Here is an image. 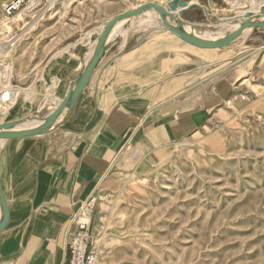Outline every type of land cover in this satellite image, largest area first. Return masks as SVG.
Returning <instances> with one entry per match:
<instances>
[{
  "label": "rangeland",
  "instance_id": "obj_1",
  "mask_svg": "<svg viewBox=\"0 0 264 264\" xmlns=\"http://www.w3.org/2000/svg\"><path fill=\"white\" fill-rule=\"evenodd\" d=\"M4 1L0 20L5 18ZM162 1L38 0L36 11L20 10L7 19L11 27L0 22V42L8 41L0 47L14 43L0 60L11 64L10 81L25 87L14 104L0 111V122L25 115V93L34 96L36 105L41 102L50 81L43 68L58 50L87 42L116 11ZM210 4L208 14L213 17L197 32L226 35L243 21L224 0ZM226 18L230 21L221 20ZM152 20L147 26L142 19L144 29L164 27ZM88 31L87 38L79 40ZM155 34L150 43L176 41L144 45V53L150 60L159 58L167 75L186 72L192 85L210 81L221 88L228 85L235 89L233 94L243 88L249 98L237 109L227 100L213 105L204 123L151 167L119 165L102 179L91 212L82 213V218L89 213L93 218L90 233L98 264H264V28H252L231 45L209 50L178 45V38L169 33ZM256 48L258 53L243 68L242 58ZM25 77L28 80L21 83ZM245 77L249 82L239 87ZM50 93L56 96L52 88ZM29 118L19 119L18 125Z\"/></svg>",
  "mask_w": 264,
  "mask_h": 264
},
{
  "label": "crops",
  "instance_id": "obj_2",
  "mask_svg": "<svg viewBox=\"0 0 264 264\" xmlns=\"http://www.w3.org/2000/svg\"><path fill=\"white\" fill-rule=\"evenodd\" d=\"M187 1L193 5L183 18L203 20L208 13L196 4L209 10L210 0ZM224 1L236 8L237 18L240 10L250 6L249 0ZM245 2L248 7L243 8ZM134 7L114 12L102 24ZM144 15L125 19L109 34L74 106L64 108L46 132L0 139V187L9 209L8 223L0 232V264H68L67 238L77 229L71 220L82 206L92 209L102 179L119 165L151 167L176 141L201 126L213 105L227 100L237 109L245 104L228 85L221 88L205 80L192 85L186 72L167 75L159 58L150 60L144 53V45L175 44V39L150 43L154 32L176 36L165 27L144 29L140 19ZM155 18L160 23L158 15ZM98 34L58 50L43 68L49 71L50 81L41 102L36 105L34 96L25 93L21 109L25 115L7 121L30 117L23 126H15L30 129L53 111L90 60ZM177 44L187 46L179 38ZM258 50L244 56L240 65L245 68ZM51 88L57 101L51 98ZM86 218L91 229V214Z\"/></svg>",
  "mask_w": 264,
  "mask_h": 264
},
{
  "label": "water",
  "instance_id": "obj_3",
  "mask_svg": "<svg viewBox=\"0 0 264 264\" xmlns=\"http://www.w3.org/2000/svg\"><path fill=\"white\" fill-rule=\"evenodd\" d=\"M192 5L193 4L189 3L187 0H168L163 5L156 2H145L137 7L121 11L112 16L103 24L102 29L98 34L90 60L86 63L83 70L76 77L72 85H70L65 96L59 101L55 109L44 117L40 118L42 123L30 129L15 128V126H17L22 121L19 119L0 123V139L19 138L44 133L52 126L54 120L64 108L71 110L79 94L88 84L95 66L102 57L105 43L112 28L117 22L123 19H127L153 9L156 11L160 21L166 29L177 35L183 41L207 49L219 48L229 45L238 36H240L247 27L264 28V21L256 20L254 13L248 11L245 13V19L240 23L239 27L230 33L216 40L202 39L188 33L183 27L184 22H186L183 18V14L189 10ZM258 14L264 16V8L260 9ZM27 80L28 77H25L21 80V83H25ZM8 217V202L0 187V232L6 227L8 223Z\"/></svg>",
  "mask_w": 264,
  "mask_h": 264
},
{
  "label": "built area",
  "instance_id": "obj_4",
  "mask_svg": "<svg viewBox=\"0 0 264 264\" xmlns=\"http://www.w3.org/2000/svg\"><path fill=\"white\" fill-rule=\"evenodd\" d=\"M189 3H192L188 1ZM201 9L209 12L205 5H200ZM39 7L38 0H5L3 4H1L2 13L6 16H13L18 11L23 10L26 13H32L36 11ZM264 7V5L262 6ZM42 8L38 9L41 10ZM208 15V16H207ZM204 16V19L201 21L198 20H185L184 24L192 23L196 27L206 24V22L212 18V14H207ZM249 82V78L245 77L242 79L238 86L246 87ZM235 98H239L243 101H247L249 95L247 92L242 93L239 91ZM8 93L0 92V100L8 101ZM87 206H82L81 209L76 213V215L72 218L71 222L75 223L77 226L76 231L69 234L66 242V249L69 254V262L68 264H98V254L93 245L92 236L90 233V227L88 221H85V218H81L82 213L85 212Z\"/></svg>",
  "mask_w": 264,
  "mask_h": 264
},
{
  "label": "bare ground",
  "instance_id": "obj_5",
  "mask_svg": "<svg viewBox=\"0 0 264 264\" xmlns=\"http://www.w3.org/2000/svg\"><path fill=\"white\" fill-rule=\"evenodd\" d=\"M238 1L239 0H230V2H232L233 4H236V3H238ZM249 2H250V6H249V8H247V10L246 9H242V10H240L239 11V14H238V17H239V19H241V20H244L245 18H244V15H245V13L246 12H248V11H250V12H253L254 13V16H255V19H258L259 21H264V16H262V15H259L258 14V12L260 11V9H262V6L264 5V0H249ZM145 3V2H144ZM142 4V3H141ZM158 4H160V3H158ZM140 4H138V5H136V7L137 6H139ZM162 5V4H161ZM145 14H148V16L147 17H145L144 16V18H143V21H144V23L145 24H147V26L149 25V24H152L153 23V21L154 20H152V18L154 17L155 18V15H157V13H156V11L155 10H149V11H146V12H144ZM14 16H9V17H6L5 16V18H2L1 20H0V22L1 23H3V25H1V26H3V27H5V28H8V27H11V24H13V22L12 21H7V19H10V18H13ZM20 20H22L23 18H22V15H20L19 14V17H18ZM123 21H125V19H123V20H121V21H119V22H117L116 24H115V26L112 28V30H111V32L110 33H112L114 30H115V28L117 27V26H119V25H121V23H123ZM242 21H240L239 23H236L235 25H234V29H236L237 27H239V25H240V23H241ZM173 23V22H172ZM174 24V23H173ZM234 24V23H233ZM102 26H103V24H101V25H99L98 27H96L95 28V30L96 31H99L100 32V30L102 29ZM232 26V25H231ZM183 27H184V29L188 32V33H190V34H192V35H195V36H197V37H199V38H202V39H209V40H216V39H219V38H221V37H223L224 35H220V36H216V37H212V34H210L209 32H207V31H202L201 33H199V32H197V30H200V28H198V27H196L194 24H192V23H186V24H184L183 25ZM118 29V28H117ZM233 29V30H234ZM250 29H252L251 27H247L244 31H243V33L244 32H246V31H248V30H250ZM171 32V31H170ZM90 32L88 31V32H86L85 33V37L84 38H80L79 40H83V39H85V38H87V36H88V34H89ZM172 33V32H171ZM242 33V34H243ZM172 34H174V33H172ZM241 34V35H242ZM175 35V34H174ZM177 38H179L177 35H175ZM180 39V38H179ZM180 40H182V39H180ZM183 41V40H182ZM8 41H3V42H0V44H4V43H7ZM185 43H187V44H189V45H192V46H194V47H197V48H200V49H207V48H202V47H198V46H195V45H193V44H190V43H188V42H186V41H184ZM92 44H93V42H92ZM232 44V43H231ZM230 44V45H231ZM14 46V43H8L7 45H3V46H1L0 47V56L2 55V54H5V56L7 57L8 55H9V53H10V51H11V49H12V47ZM228 46V45H227ZM224 47H226V46H224ZM66 48V47H65ZM219 48H221V47H219ZM210 49H216V48H210ZM89 53V52H88ZM0 87H2L3 88V92H7L8 93V97H9V99H8V101H2V100H0V111H6L7 110V107L8 106H10V105H12V104H14L15 103V99H16V96H17V94H18V91L20 90V89H22V88H24V86H21V85H19V84H17V85H14V84H12V82L10 81V73H11V64H10V62H7V60L6 59H4V60H0ZM3 74H4V76H3ZM28 85V84H27ZM26 85V86H27ZM2 93V92H1ZM30 95V93L28 94H26V96H29ZM50 95H51V93H50ZM51 98H53V100H55V101H57V97L56 96H52ZM36 123V125H39L40 123H41V120H36L35 121ZM24 124H22V125H17V127H21V126H23ZM85 221H87V218L85 219Z\"/></svg>",
  "mask_w": 264,
  "mask_h": 264
}]
</instances>
